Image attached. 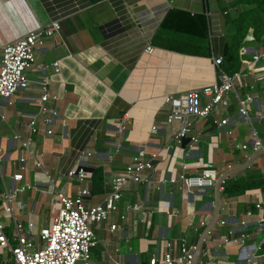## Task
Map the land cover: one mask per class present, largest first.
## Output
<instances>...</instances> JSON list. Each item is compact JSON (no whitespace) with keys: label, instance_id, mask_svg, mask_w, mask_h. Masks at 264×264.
<instances>
[{"label":"crops","instance_id":"1","mask_svg":"<svg viewBox=\"0 0 264 264\" xmlns=\"http://www.w3.org/2000/svg\"><path fill=\"white\" fill-rule=\"evenodd\" d=\"M226 1L0 0V49L3 43L28 28L52 19L60 22L59 30L36 49L35 64L26 69V75L32 79L44 78L47 92L54 96L48 100V105L56 110L48 125L51 132H44L45 125L38 116V129L32 134L30 148L40 157L43 169L51 175H60L57 185L62 191L71 194L78 185L64 174L75 163L81 149L90 152L81 158L86 167L99 165L103 169V191L90 192L92 169L80 183L88 189V194L82 197L85 206L101 199L108 188L107 175L122 170L135 152L141 151L144 157L155 153L154 169L146 170L143 180L126 185L116 208L94 226L96 242L90 249L91 264H148L152 252L160 253L168 238L197 240L202 227L194 229V223L201 214L209 217L216 237L228 229H233V235L237 236L243 229L248 233L247 241H255L254 203L262 202L264 211V197L258 194L260 188L228 196L223 188L186 190L183 184L181 189L166 180L160 182L175 176L181 162L187 164L188 174L195 172L193 164L197 165L195 169L207 163L212 169H220L231 162L230 177L243 173L247 167L264 175V154L252 148L250 124L237 114L232 93L227 108L217 112L228 117V124L218 127L209 119L201 121L203 131L192 146L186 140L175 144L162 122L164 93L199 87L216 78L211 55L221 53L230 31L229 17L235 12L233 6H222ZM169 8L204 12L207 52L193 53L191 50L201 49L199 43L170 41L164 32H159L158 25ZM263 39L264 33L262 40H252L248 28L240 45L249 53ZM146 43L153 46L151 52L144 51ZM52 61H57V70ZM256 64L247 73V82H252L253 88L236 85L235 90L239 95H251L250 120L264 142V63ZM39 92L36 83H32L0 103V191L16 185L11 173L16 169L19 141L29 135L26 115L36 110ZM151 124L159 127L151 131ZM228 127L230 133L226 131ZM242 143H247L246 149L239 148ZM166 145L171 148L167 149ZM23 180L34 184L16 194L14 216L20 222L32 219L37 229L49 222L55 210L49 193L39 190L47 188V183L41 169L33 166L31 157H27ZM136 200L151 210L148 222L138 220L131 212L120 217L126 204ZM161 207L174 213L164 216L156 210ZM247 209L254 215L246 217ZM47 211L50 214L44 219ZM219 219L224 222L219 224ZM240 219L247 220L244 227L239 224ZM110 223L117 227L110 230ZM7 230L11 231L9 225ZM208 238L202 243L208 257L239 264L235 242L220 245ZM258 253L264 254L263 249Z\"/></svg>","mask_w":264,"mask_h":264},{"label":"built area","instance_id":"2","mask_svg":"<svg viewBox=\"0 0 264 264\" xmlns=\"http://www.w3.org/2000/svg\"><path fill=\"white\" fill-rule=\"evenodd\" d=\"M60 28L58 19L40 23L35 27L28 28L20 36L7 41L1 45L0 49V103L7 100L16 90L29 87L36 83L39 87V94L36 101V110L28 113L26 122L29 135L20 139L16 169L11 173V178L16 181V185L11 189L0 191V264H91L90 249L95 244L94 226L101 220L107 219L109 213L116 208L121 190L130 182L143 180L146 170L154 169L155 153L151 152L149 157H144L141 151L135 152L130 160L126 162L122 170L109 173L107 175L108 188L103 192L101 199L92 205L85 206L82 197L88 194L86 186H81L87 170L86 164L81 158L90 154L89 151L81 149L78 151L75 163L66 170L64 176L73 179L78 185L72 193H66L57 185L60 176L51 175L42 168L40 157L30 148L32 134L38 129L37 117H41V122L45 125L44 132H51L48 126L52 117L56 115V110L48 105V100L53 95H49L46 89L44 78L32 79L27 77L26 69L35 64V51L44 42L46 37L52 36ZM153 46L146 43L144 51L151 52ZM249 54V56H246ZM216 66V78L199 87L189 88L183 91L166 92L162 96V107L165 109L163 124L168 127V136L175 144L186 140L189 146L199 141L202 133V125L209 119L215 126H225L228 124L227 116H219L218 111L226 109L229 104V95H233L237 114L246 119L250 124L251 146L254 150L264 154V142L257 134V130L250 120L251 95L244 93L239 95L235 90L236 85L253 88L252 82H247V73L255 69L256 63H264V40L254 48L252 52L246 53L244 45L238 47V58L241 67L232 72H226L222 66L220 54L211 55ZM51 65L57 70V61H52ZM198 122V123H197ZM176 123V124H174ZM159 126L151 124L150 130L154 131ZM228 133L230 128L226 129ZM247 143H242L239 148L246 149ZM170 149V145H166ZM40 154V153H39ZM27 157L32 158V164L40 168L47 183V188H39L41 192L49 193L51 202L54 204V213L49 222L41 225L35 231L33 220L26 219L25 224L17 221L13 212V205L16 194L26 188H31L33 182L24 181L23 174L26 168ZM194 173H187V164L181 162L180 171L175 176H168L160 180L175 184L182 189V184L186 190L192 187H216L217 190L223 188L225 180L232 175L233 165L227 162L223 168H211L207 163L205 166L197 167L193 164ZM215 170V173L213 172ZM18 183V184H17ZM184 189V188H183ZM258 194L264 197V193L258 190ZM20 205H17L18 210ZM254 207L257 212L253 229L256 234L261 233L258 242L247 241L248 233L243 229L239 230L237 236L233 235V229L214 235V230L209 224V217L201 214L196 218L194 229L202 227L197 232V240L188 241L185 238H168L164 243V249L157 253L153 251L148 258V264H237L234 261H224L208 257L207 248L202 245L209 236L217 240L220 245L233 241L237 244L236 260L239 264H251L259 257L258 251H264V211L262 202H255ZM162 215H172L174 211H169L167 207L156 209ZM136 214L138 220L147 221L151 210L144 206L143 202L136 200L126 204L125 213ZM244 215L253 216L251 209H247ZM8 219V220H6ZM12 221V230L8 232L7 227ZM219 219L218 223H223ZM239 224L244 227L246 219H240ZM117 226L115 223L109 224V229L113 230ZM119 264V263H117Z\"/></svg>","mask_w":264,"mask_h":264},{"label":"trees","instance_id":"3","mask_svg":"<svg viewBox=\"0 0 264 264\" xmlns=\"http://www.w3.org/2000/svg\"><path fill=\"white\" fill-rule=\"evenodd\" d=\"M223 3V7L233 6L235 10L229 17L230 31L224 39L220 53L222 68L226 72H232L240 65L237 49L243 42L248 28H251L252 40H262L263 38L264 0H227ZM158 29L159 32H164L165 37L170 41L180 39L185 40L187 44L199 43L202 46L201 49L191 50L193 53L208 51L207 19L204 12L169 8L163 15ZM102 170V166H93L89 176L90 192L104 190ZM257 187L264 192V175L252 167H247L243 173L225 180L223 193L232 196Z\"/></svg>","mask_w":264,"mask_h":264},{"label":"rangeland","instance_id":"4","mask_svg":"<svg viewBox=\"0 0 264 264\" xmlns=\"http://www.w3.org/2000/svg\"><path fill=\"white\" fill-rule=\"evenodd\" d=\"M49 214H50V212H48V211L45 212V213H44V219H45V218L47 219V216H49ZM39 215H40V214H39ZM36 219H37V217L35 216V217H34V220H36ZM44 221H45V220H44ZM22 223L25 224V221H23ZM35 227H36V225H35ZM35 227L32 228L33 231H35ZM9 229L12 230V222H10V224H9ZM260 237H261V233L256 234V236H255V242H258L259 239H260ZM89 259H90V263H91L92 258H89ZM254 263H255V264H264V254H262L261 256H259V257L255 260Z\"/></svg>","mask_w":264,"mask_h":264},{"label":"water","instance_id":"5","mask_svg":"<svg viewBox=\"0 0 264 264\" xmlns=\"http://www.w3.org/2000/svg\"><path fill=\"white\" fill-rule=\"evenodd\" d=\"M87 171H90L92 167H85Z\"/></svg>","mask_w":264,"mask_h":264}]
</instances>
